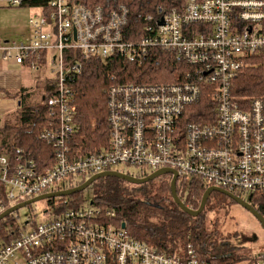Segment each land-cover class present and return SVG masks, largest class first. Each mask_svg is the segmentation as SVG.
<instances>
[{
    "label": "built area",
    "instance_id": "1",
    "mask_svg": "<svg viewBox=\"0 0 264 264\" xmlns=\"http://www.w3.org/2000/svg\"><path fill=\"white\" fill-rule=\"evenodd\" d=\"M25 1L0 0V8L22 7ZM44 2L37 7L41 13L29 18L28 38L0 41V63L35 71L50 65L53 95L46 103L56 122L40 139L51 145L54 162L39 174L20 149L1 156L0 185L8 207L0 204V215L44 191L69 190L108 171L136 177L169 169L177 181L198 180L242 200L264 193L263 106L257 99L240 104L231 90L249 60L264 56V0H182L133 42L122 37L124 6L105 14L101 7L88 9L74 0ZM150 50L172 54L184 65L179 80L110 84L107 147L83 152L72 86L82 61L120 58L140 67ZM206 95L214 112L195 115L194 107ZM114 216L92 202L60 214L46 211L40 221L17 225L10 241L0 239V264H216L200 259L191 245L166 255L115 226ZM254 264H264V250L254 254Z\"/></svg>",
    "mask_w": 264,
    "mask_h": 264
},
{
    "label": "trees",
    "instance_id": "2",
    "mask_svg": "<svg viewBox=\"0 0 264 264\" xmlns=\"http://www.w3.org/2000/svg\"><path fill=\"white\" fill-rule=\"evenodd\" d=\"M88 9L101 7L105 14L120 6L127 9V23L122 29L126 42L138 41L146 32L147 26L156 27L158 19L173 8L179 7L182 0H74ZM25 6H45L44 0H26ZM159 9L162 11L159 12ZM151 17V21H146ZM65 52V55H69ZM82 73L72 86L76 97L74 118L77 142L83 152H96L108 144L109 129L106 123V89L113 83H173L179 80L184 65L172 54L150 50L142 66L127 64L120 58L106 61L89 59L82 61ZM185 70V69H184ZM113 78V80H112ZM232 94L240 104L260 100L264 111V56H253L249 66L239 72L232 81ZM20 106L13 117L2 119L0 128V157L13 155L22 150L24 156L32 160L39 174H44L53 165L51 145L40 139V134L55 124L50 116L46 101L52 97L49 82L39 103L30 104L29 95L20 91ZM203 96L194 107L195 115L214 112V103ZM136 175V178H144ZM87 179L78 181L72 188L83 184ZM170 175L142 185H133L113 177L95 181L83 192L70 196L45 200V210L60 214L67 209L92 202L104 210L115 213L112 223L120 227L133 239L141 241L173 256L191 245L196 255L216 264H237L241 259L245 264H254V254L248 253L241 258L230 242L220 233L221 217H228L232 208L238 206L227 196L213 192L201 214L193 218L182 212L172 201ZM208 186L198 180H180L176 183V193L181 202L192 210H197ZM68 189V188H64ZM4 189L0 185V204L8 207ZM50 193V190L42 194ZM234 196H239L234 194ZM264 218V193L249 195L246 199ZM28 201V200H26ZM25 201H20L18 204ZM17 205V204H16ZM32 205L26 206L31 208ZM231 219V218H230ZM258 223V222H257ZM260 226V225H259ZM15 218L12 215L0 220V239L8 242L16 233ZM236 238L237 233L232 234ZM256 241V240H255ZM259 250H264V245Z\"/></svg>",
    "mask_w": 264,
    "mask_h": 264
},
{
    "label": "rangeland",
    "instance_id": "3",
    "mask_svg": "<svg viewBox=\"0 0 264 264\" xmlns=\"http://www.w3.org/2000/svg\"><path fill=\"white\" fill-rule=\"evenodd\" d=\"M40 13L41 9L32 6L5 7L0 9V32H2L0 39L16 40L25 38L30 32L28 25L29 18L32 15ZM11 69H16L14 71L17 72L20 83L26 86L27 90L31 93L28 102L30 104H36L39 101L40 95L45 91L46 84L53 74L50 71V65H42L39 71L15 67ZM2 89L7 91L9 95L18 93L17 88L10 89L7 86H3ZM17 109L14 98L8 96L0 99L1 117L4 115L6 116L5 118L13 117ZM120 170L125 172L133 171L131 169L127 170L126 168H121ZM45 207V202L40 201L32 204L31 208L24 207L14 212L12 214L13 217L18 219L15 221L16 226L24 224L27 220H42ZM220 222L224 223L220 224V233L222 236H225L232 247L236 248V252L241 254V258L248 255V253L253 254L261 251L258 249L264 245V232L257 221L243 208L240 206L233 207L229 216L221 217ZM234 233H237L236 238L232 237ZM256 235L258 238L257 241L253 239ZM237 264H245V262L241 259Z\"/></svg>",
    "mask_w": 264,
    "mask_h": 264
},
{
    "label": "water",
    "instance_id": "4",
    "mask_svg": "<svg viewBox=\"0 0 264 264\" xmlns=\"http://www.w3.org/2000/svg\"><path fill=\"white\" fill-rule=\"evenodd\" d=\"M162 21H160L161 23ZM159 23V24H160ZM165 175H170L171 176V180H170V192H171V198L173 203L185 214L189 215L190 217H197L199 214L202 213V211L204 210L206 203L210 197V195L213 192L216 193H220L223 194L225 196H227L228 198H230L231 200H233L238 206H240L241 208H243L245 211H247L260 225L261 229L264 232V218L263 216H261L248 202L242 200L241 198L234 196L233 194L226 192L224 190H220L217 188H213V187H209L206 189V191L204 192L199 207L197 210H192L188 207H186L181 200L179 199L177 193H176V182H177V173L173 170H169V169H160L157 170L155 172H153L152 174L144 177V178H136V177H132L123 173H119V172H114V171H108V172H103V173H99L96 175H93L92 177L88 178L83 184L71 188L69 190H63V191H58V192H51V193H46L40 196H37L33 199H30L28 201H25L23 203L17 204L9 209H7L5 212H3L0 215V220L4 219L5 217L13 214L14 212L20 210L21 208H24L26 206L35 204L37 202L40 201H45V200H50V199H56V198H61V197H66V196H70L76 193H80L83 192L84 190H86L87 188H89L95 181L101 179V178H105V177H113V178H117L120 179L124 182H127L129 184H133V185H142V184H146L148 182H151L155 179H157L158 177L161 176H165ZM121 228L125 229V224H121Z\"/></svg>",
    "mask_w": 264,
    "mask_h": 264
},
{
    "label": "crops",
    "instance_id": "5",
    "mask_svg": "<svg viewBox=\"0 0 264 264\" xmlns=\"http://www.w3.org/2000/svg\"><path fill=\"white\" fill-rule=\"evenodd\" d=\"M5 8V7H3ZM2 9V8H0ZM33 16V15H32ZM29 25V24H28ZM30 29V27H29ZM2 32H0V36H2L1 34ZM28 36H30V32L29 34L23 38V39H26L28 38ZM23 39H16V40H23ZM0 41H13V40H8V39H0ZM20 68V69H30L28 66L26 65H16L15 63L13 62H7V63H0V99H3L4 97H11V98H14L15 99V102H16V106H20V99H21V96L20 94H18L20 91L22 90H25V93H29L31 94L26 86H23L21 83H20V80H19V77L17 75V72L14 71L16 69H11V68ZM32 70V69H30ZM7 84V85H5ZM3 86H7V88H10V89H18V93L14 94V95H9L7 93V91H5L3 88ZM43 94V93H42ZM42 94L40 95L39 97V101L37 103H39L42 99ZM4 118L6 117L5 115L3 116ZM3 117L0 116V128L2 126V119ZM46 130V129H45ZM2 156H5V155H2ZM7 156V155H6ZM12 156V155H10Z\"/></svg>",
    "mask_w": 264,
    "mask_h": 264
},
{
    "label": "flooded vegetation",
    "instance_id": "6",
    "mask_svg": "<svg viewBox=\"0 0 264 264\" xmlns=\"http://www.w3.org/2000/svg\"><path fill=\"white\" fill-rule=\"evenodd\" d=\"M263 231V230H262ZM255 235V234H254ZM254 240H256L257 241V235L253 238ZM259 250V249H258ZM250 251H252L251 249H250Z\"/></svg>",
    "mask_w": 264,
    "mask_h": 264
}]
</instances>
